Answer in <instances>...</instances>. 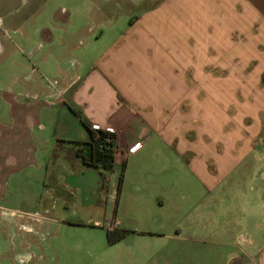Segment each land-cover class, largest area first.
Returning <instances> with one entry per match:
<instances>
[{
	"label": "crops",
	"instance_id": "crops-1",
	"mask_svg": "<svg viewBox=\"0 0 264 264\" xmlns=\"http://www.w3.org/2000/svg\"><path fill=\"white\" fill-rule=\"evenodd\" d=\"M37 13L29 19L32 21ZM68 16L61 9L47 24L34 26L33 39L24 29H31L34 22L31 25L23 18L4 23L0 18V61H10L9 68L18 70L21 76H14L17 81L13 86L0 85V200L7 195L20 205L34 207L33 211L10 215L6 224L10 238H17L23 229L38 232L42 222L49 228V219H54L49 214L53 212L51 204L57 199L66 205L93 203L102 208L103 219L107 217L103 194L106 183L100 185L99 171L84 166L75 154L72 141H85L89 135L72 112L76 110L74 105L93 128L114 133V165L109 172L112 180L115 164L120 163L123 173L126 157L143 147L142 140L152 139L150 126L163 124L159 128L163 131L164 123L173 124L170 117L174 116L178 125L194 126L196 122H189L190 116L193 110L202 108V92L198 89V96L195 94L197 87L189 78L195 77L198 62L212 61L209 74L213 75L214 69L220 77L229 78L224 69L253 60L251 46H264V0H158L143 9L88 70L82 71L79 59L69 56L73 44ZM11 30L24 37L27 50L15 44L9 35ZM60 31L62 34L57 35ZM30 43L35 45L31 47ZM9 45H17L24 58L15 59L7 53ZM233 68L237 70L233 77L244 76L240 68ZM4 77L0 67V81ZM257 92L251 89L249 95ZM260 92L262 100L257 106L264 110V82ZM141 94L146 95L145 100L138 98ZM158 108L168 111L169 120L159 119L152 111ZM243 122L233 126L241 130L237 147L242 149V157L262 143L257 140L264 133V118L256 115ZM192 141L188 140L185 149H197L194 154L203 151ZM136 144L137 148L129 152ZM202 156L213 160V153L203 152ZM233 159L224 155L220 171L226 173L235 167L238 158ZM193 164L197 166L198 159ZM197 168L207 189L212 190L216 185L213 163L209 170L201 164ZM30 242V238H23L22 249L28 250ZM248 244L243 256H232V263L240 257L238 264H264V235L254 240L250 234ZM0 254L4 259L12 257L14 264H31L29 253H19L18 246L10 241L2 246Z\"/></svg>",
	"mask_w": 264,
	"mask_h": 264
},
{
	"label": "rangeland",
	"instance_id": "rangeland-1",
	"mask_svg": "<svg viewBox=\"0 0 264 264\" xmlns=\"http://www.w3.org/2000/svg\"><path fill=\"white\" fill-rule=\"evenodd\" d=\"M157 2L0 0V18L4 23L23 18L31 25L34 22L31 29L29 26L24 29L33 39L34 26L47 24L61 9L66 10L73 44L69 56L79 59L83 71L105 52L108 43L125 30L130 20ZM37 11L31 21L29 18ZM9 35L15 44L28 49L19 31L11 30ZM76 44L80 47H75ZM6 52L15 59L25 55L17 45H9ZM249 54L253 60L224 69L229 78L220 77L221 73L214 69L213 75L209 74L212 61L197 63L195 77H190L189 81L197 87V96L198 89L201 90L203 106L191 112L189 122H196L192 128L188 124L178 125V119L167 116L169 113L163 108L152 110L161 120L173 118V124L164 123L167 132L159 129L163 124L150 126L152 139L142 140L143 147L125 159L119 191L120 163L115 164L112 180L110 173L103 175L106 219H103L102 208L93 203L77 201L66 205L57 199L51 204L53 212L49 214L54 219H49V228L42 222L38 232L23 229L14 239L10 238L7 219L15 213L33 211L34 207L20 205L6 195L5 200H0V249L7 241L13 242L19 253H29L31 264H238L241 258L232 263V256H243L242 252L247 251L249 245L248 236L251 234L256 240L264 235V133L257 140L262 143L242 157V149L237 147L241 130L233 127L244 124V118L256 115L264 118V110L257 106L262 100L264 46H251ZM9 64L12 65L8 60L7 63L0 61L5 74L0 81L2 87L13 86L12 82L17 81L14 76L21 77ZM233 66L240 68L244 76L233 77L237 72ZM190 82L186 80L187 85ZM251 89L259 91L250 96ZM141 97L145 100L146 95H138L139 99ZM216 101L220 104L214 106ZM74 106L81 113L77 105ZM188 140H193L203 151L194 154L197 149H185ZM203 152L213 153V160L201 157ZM226 154L235 160L238 158V162L225 173L220 168L221 158ZM195 159L206 170L213 163L216 185L212 190L207 189L198 165L193 164ZM114 228L126 230L127 234L119 242L109 244L106 230ZM23 238L31 240L28 250L22 249ZM0 264L14 263L12 257L4 259L0 254Z\"/></svg>",
	"mask_w": 264,
	"mask_h": 264
},
{
	"label": "trees",
	"instance_id": "trees-1",
	"mask_svg": "<svg viewBox=\"0 0 264 264\" xmlns=\"http://www.w3.org/2000/svg\"><path fill=\"white\" fill-rule=\"evenodd\" d=\"M132 20L129 21L131 23ZM72 112L79 117L82 126L88 132V139L85 141H72L75 147V154L84 166L94 168L99 171V180L102 184L106 181L103 177L105 173L113 170L114 165V138L112 132L98 128H93L87 120L83 119L80 113L72 109ZM123 170V167H122ZM123 181V173L120 174L117 183L119 191ZM127 234L126 230L114 228L106 230V238L109 244H114L122 240Z\"/></svg>",
	"mask_w": 264,
	"mask_h": 264
},
{
	"label": "built area",
	"instance_id": "built-area-1",
	"mask_svg": "<svg viewBox=\"0 0 264 264\" xmlns=\"http://www.w3.org/2000/svg\"><path fill=\"white\" fill-rule=\"evenodd\" d=\"M137 146H138V144H136V145L130 147L128 151H129V152H133V151L137 148ZM35 216H36V215H35ZM35 216H33V217H35Z\"/></svg>",
	"mask_w": 264,
	"mask_h": 264
},
{
	"label": "flooded vegetation",
	"instance_id": "flooded-vegetation-1",
	"mask_svg": "<svg viewBox=\"0 0 264 264\" xmlns=\"http://www.w3.org/2000/svg\"><path fill=\"white\" fill-rule=\"evenodd\" d=\"M98 180H99V179H98ZM99 183H100V185H102V186L104 185V184H102V183H101V181H100V180H99Z\"/></svg>",
	"mask_w": 264,
	"mask_h": 264
}]
</instances>
